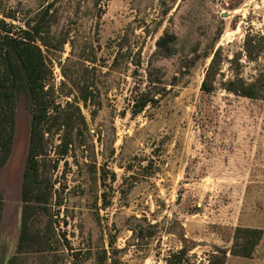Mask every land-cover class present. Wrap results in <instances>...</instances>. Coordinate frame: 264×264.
Instances as JSON below:
<instances>
[{
  "label": "rangeland",
  "instance_id": "374dc122",
  "mask_svg": "<svg viewBox=\"0 0 264 264\" xmlns=\"http://www.w3.org/2000/svg\"><path fill=\"white\" fill-rule=\"evenodd\" d=\"M27 34L41 103L0 110V264H264V0H0V38ZM35 116L46 201L23 224Z\"/></svg>",
  "mask_w": 264,
  "mask_h": 264
},
{
  "label": "trees",
  "instance_id": "16d2710c",
  "mask_svg": "<svg viewBox=\"0 0 264 264\" xmlns=\"http://www.w3.org/2000/svg\"><path fill=\"white\" fill-rule=\"evenodd\" d=\"M33 39L27 36L23 39H8L0 38V49H3V63L6 71L9 75L8 85H3L0 78V100L5 101L0 103V110L7 107L6 102L12 94H15L17 90H23L28 94L35 103L40 104L38 99L40 86V50L32 43ZM240 91V89H239ZM241 91L245 95L251 96L253 91L248 87L241 88ZM7 109L3 111V118H0V167L5 162V158L8 153L10 142V123L11 115ZM6 116V117H4ZM6 124L8 126H6ZM38 118L36 116L32 119V127L30 130V146L28 152V159L26 162V168L23 174L22 182V220L25 224L28 216L31 213H37L40 209V202L45 203V193L41 187V178L35 165V157L40 153V141L37 132ZM1 193H0V209H1ZM261 237V232L256 228H242L236 235V238H240V242L233 244L232 253L250 257L254 246L258 243ZM20 241L18 242V248H20ZM226 252L217 251L212 253L207 260V264H223ZM16 255L11 256L7 264H14ZM165 264H199L190 261L186 252L182 249L172 252L167 257Z\"/></svg>",
  "mask_w": 264,
  "mask_h": 264
}]
</instances>
